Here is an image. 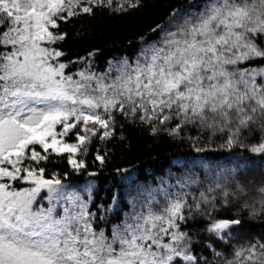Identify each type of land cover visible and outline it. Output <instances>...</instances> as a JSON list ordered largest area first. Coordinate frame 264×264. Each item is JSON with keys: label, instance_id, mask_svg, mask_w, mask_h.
Here are the masks:
<instances>
[{"label": "snow or ice", "instance_id": "1", "mask_svg": "<svg viewBox=\"0 0 264 264\" xmlns=\"http://www.w3.org/2000/svg\"><path fill=\"white\" fill-rule=\"evenodd\" d=\"M143 6L0 0V264H264V234L244 233L245 217L264 219V178L256 186L220 174L192 204L177 195L158 214L114 222L91 186L71 191L59 173L40 166L65 157L73 172L87 169L77 156H87L93 138H112L115 113L154 136L183 139L195 127L229 149L259 133L248 151L264 156V0H198V11H171L135 66L122 62L110 83L87 68L66 74L64 53L53 47L67 36L54 31L61 21ZM70 134L75 142L65 139ZM95 160L104 165L106 153L97 150ZM233 203L238 215H214ZM193 212L208 222L204 231L214 242H224L223 251L207 246L211 259L195 254L181 230ZM234 236L235 246L225 247Z\"/></svg>", "mask_w": 264, "mask_h": 264}, {"label": "trees", "instance_id": "2", "mask_svg": "<svg viewBox=\"0 0 264 264\" xmlns=\"http://www.w3.org/2000/svg\"><path fill=\"white\" fill-rule=\"evenodd\" d=\"M197 2L145 0V6L127 14L97 9L93 16L81 15L67 23L61 21L54 31L67 33V36L53 47L64 53L60 60L69 65L66 74L87 68L97 77H107L105 83H110L117 74L115 68L122 62L135 66L142 50L155 42L156 34L152 29L166 24L171 11H198L193 7ZM115 116L112 138L103 142L93 138L87 156H77L85 160L87 169L73 172L65 157H53L51 163L41 162L40 165L46 167L47 174L59 173L71 191L83 192L91 186L93 200L103 202L109 209L106 215L111 221L120 222L132 213L158 214L177 195H184L192 204L193 198L198 199L220 174L234 175L244 183L253 181L256 186L264 178V156L248 151L251 144L258 141L259 133L245 139L243 146L229 149L223 146L222 137L207 139V134L195 127H186L181 133L183 139L166 132L154 136L149 127L133 123L119 113ZM65 139L75 142L71 134ZM197 148L202 150L197 151ZM97 150L102 155L106 153L104 165L95 160ZM88 172L97 175L89 176ZM252 194H255L254 188ZM90 209L95 211V204H91ZM239 213L240 209L233 203L228 208L220 207L214 215L230 218ZM185 215H188L187 208ZM207 223L193 212L181 223V230L192 237L195 254L211 259L207 246L211 244L217 251H223L224 242H214L208 236L204 231ZM244 233L264 234V219L245 217ZM232 241L225 247L235 246V236Z\"/></svg>", "mask_w": 264, "mask_h": 264}]
</instances>
